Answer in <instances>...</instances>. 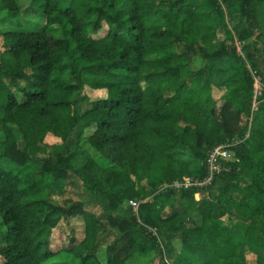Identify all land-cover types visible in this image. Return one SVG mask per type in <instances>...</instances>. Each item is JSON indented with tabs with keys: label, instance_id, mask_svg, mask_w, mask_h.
Here are the masks:
<instances>
[{
	"label": "trees",
	"instance_id": "obj_1",
	"mask_svg": "<svg viewBox=\"0 0 264 264\" xmlns=\"http://www.w3.org/2000/svg\"><path fill=\"white\" fill-rule=\"evenodd\" d=\"M21 8L0 0V12ZM22 12L43 13L49 33L1 34L0 264L61 253L248 264L246 251L264 264V91L251 107L254 77L264 85V0H30ZM236 141L237 160L207 188L149 189L204 179L208 152ZM25 167L29 177L14 171ZM124 176L137 214L120 213V192L104 185Z\"/></svg>",
	"mask_w": 264,
	"mask_h": 264
},
{
	"label": "rangeland",
	"instance_id": "obj_2",
	"mask_svg": "<svg viewBox=\"0 0 264 264\" xmlns=\"http://www.w3.org/2000/svg\"><path fill=\"white\" fill-rule=\"evenodd\" d=\"M20 1V4H21V10L20 12H9L8 10H5V11H2L0 12V49H1V46H2V39H1V34L5 33V32H8V31H14L17 29V25L20 24L21 25V31H24V32H47V18L45 17V15L43 13H36V14H30V15H26L24 14L22 11L23 9L25 10L28 6H29V3H30V0H19ZM224 9H226L224 6H222ZM229 29H232L231 26H229ZM235 44L236 46L238 47V51L240 52L241 54V44L239 43L238 39L235 37ZM233 71V70H232ZM232 71L229 69L227 70L226 72H224L222 74V77H218L217 79H215L216 82H223L224 80H226L231 74H232ZM255 81H254V97H253V102L251 104V107L252 109L255 111L257 110V107L259 105V103L263 100V97H261L262 95V92L264 91V85L260 82V80L257 78V77H254ZM262 100H260V99ZM207 113H211V110H207ZM211 125L214 124V121L212 120V118H210V123ZM79 160L77 161V168H83L86 164V155L83 153L82 150H80L79 152ZM15 173H18L19 175H21L22 177H29L30 173L32 174V172L34 171V169H31V167H25V168H15ZM102 180V181H101ZM99 181L101 182H104L106 181V178L105 177H102L101 179H99ZM114 182V181H112ZM111 184H114L113 187L110 186V184H104L106 189L109 190L110 192H120V196H121V203H120V206H119V212L120 213H124L127 211V209H131L130 208V199H128L126 197V194H125V190L126 188L128 187H133V182H132V179L130 178H127L126 176H124L122 179H121V182L117 181L115 183H112ZM147 184H148V187L149 189H153L155 190L154 193L157 194V193H160V192H164L166 189H168L165 185H162V186H158V188H156L154 186V184H151L149 180H147ZM206 197L205 194H201V196H199L200 200L202 198ZM71 200V197L66 195L65 194V197L63 199H59L57 200V202L59 203H67ZM142 200V199H141ZM149 198L145 199V201H148ZM224 206H226L224 204ZM224 206H221V209L224 211V209L222 207ZM137 210H135L136 214H137ZM263 211L264 213V210H261ZM213 216L215 218H220L221 215L223 214L222 211L219 210V207L218 208H215L214 209V212H212ZM225 221H231L230 223L234 222L236 223V219L235 218H231V217H227L225 219ZM263 238H264V235H262ZM263 240V239H262ZM254 243H257V242H254ZM260 245H262V243H260ZM99 257H100V260L102 261V263H105V251L102 249L99 253ZM147 259L151 258L152 255L149 254L148 252V255L145 256ZM245 257L248 261V264H256V254L255 252H251V251H246L245 252ZM145 258V259H146ZM169 264H173L174 261L173 260H168ZM43 264H80V261L78 259H76L73 255L71 254H68V253H61L55 257H53L52 259L46 261L45 263Z\"/></svg>",
	"mask_w": 264,
	"mask_h": 264
},
{
	"label": "built area",
	"instance_id": "obj_3",
	"mask_svg": "<svg viewBox=\"0 0 264 264\" xmlns=\"http://www.w3.org/2000/svg\"><path fill=\"white\" fill-rule=\"evenodd\" d=\"M238 144V141L235 143H229L224 145H219L211 149L206 158V168H207V175L204 179L199 180L197 177L186 178L183 177L179 180H176L171 185L164 184L167 188H175V189H188L191 187H200V188H207L209 184L213 182L215 177L221 174L224 171L228 170L226 165L227 161L237 160L232 155L230 149ZM201 193L195 194V200L199 201ZM133 210H137L140 206L139 201L131 200L129 201Z\"/></svg>",
	"mask_w": 264,
	"mask_h": 264
}]
</instances>
